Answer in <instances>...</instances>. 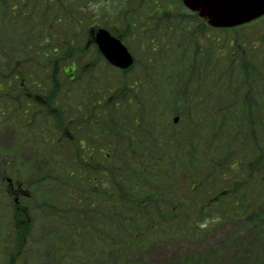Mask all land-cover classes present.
<instances>
[{"label": "trees", "instance_id": "16d2710c", "mask_svg": "<svg viewBox=\"0 0 264 264\" xmlns=\"http://www.w3.org/2000/svg\"><path fill=\"white\" fill-rule=\"evenodd\" d=\"M19 2H7L8 45H0V84L7 88V100L2 95L0 104L12 112L8 122L19 139L20 119L28 113L30 122L38 126L31 129L30 122L25 123L27 137L33 136L30 140L36 143L37 152L34 161L27 163L24 181L30 192L22 195L20 205L3 182L6 175H14L16 159L10 154L0 159V201L4 203L0 212L4 209L10 213L8 232L4 236L0 233V264H27L25 252L34 245L33 232L45 220L50 230L40 247L45 246L44 251L57 264H89L93 260L100 264H140L129 254L161 238L198 236L215 213L220 221H240V231L263 232L264 95L259 94L264 92V65L253 61L260 46L256 42L260 30L254 41L218 40L214 88L209 77L212 46L208 44L204 50L201 37L195 35L190 45L185 33V44L180 45L177 37L169 52L160 56L169 59V67L173 63L179 66V80L185 90L192 91L186 98L185 90L176 92L177 104L189 108L187 100L197 101L200 108L206 107V122L212 124L215 99L214 139L196 143V129L201 131L205 124L191 119L178 132L168 130L163 141L153 136L136 114L125 124H114L118 117L125 119L122 113H130L123 107L124 90L104 105L105 133L100 135L104 142H110H105L108 153L102 155L100 150L88 149L67 137L60 108L50 105L46 111L39 109L34 98L23 101V90L18 86L20 58L28 71L38 69L48 77L47 85L50 80L54 84L52 91L48 89L49 102L59 88L55 84L56 68L48 71L49 64L43 63L53 53L51 49L38 50L35 60H27L29 53L20 51V45L27 44L30 32L35 31L33 21L41 14L34 4L25 15L17 14L21 11ZM173 30L180 29L174 25ZM185 47L188 52L182 50ZM262 52L264 62V47ZM6 60L8 65L3 64ZM156 76L154 72L152 77ZM200 77H207L209 82L202 84ZM172 82L176 91L182 89L176 78ZM3 92L0 85V94ZM89 114L93 115L87 117L84 128L93 142L95 130L90 131L89 125L93 119L96 128L101 121L96 108ZM47 120L52 121L50 126H45ZM17 148L20 141L10 152H17ZM211 195L217 196L213 200L220 209L211 210L208 199L201 205L196 203L200 196Z\"/></svg>", "mask_w": 264, "mask_h": 264}, {"label": "rangeland", "instance_id": "374dc122", "mask_svg": "<svg viewBox=\"0 0 264 264\" xmlns=\"http://www.w3.org/2000/svg\"><path fill=\"white\" fill-rule=\"evenodd\" d=\"M52 1L53 0H50L49 5H52ZM93 5H98L100 7L102 15L93 17L92 13H97ZM167 5L170 7L168 12L175 13L178 12L177 10H180L178 0H99L94 1L92 6H89L90 11L84 15L80 27L77 28L79 32L83 31L86 33L88 27L92 25H98L104 28L108 25L109 27L107 29H114L112 31H116L115 33L121 36L123 42L134 55L135 64L127 73H120L119 70L101 61L94 50L87 53L76 52L78 66L75 74L79 72V65H85L84 71L88 74L78 75L81 84L76 83L75 85V81L70 82L66 80V75L61 70L58 75L60 81L59 94H54L55 99L57 98L56 96H61L62 98L61 104L56 103L55 106L61 109L60 113L63 124L66 125L65 127L69 130V132H67V137L74 139L75 142L82 141L88 149L107 152V149L104 148L106 146L105 142L109 143L110 141H102L103 139H101L100 135L101 132H104L103 125L106 124L103 110L101 123L96 128H93V130H95L92 134V136L95 137L93 142H90L88 135L84 132L82 124L79 123L78 120L82 112L88 110L87 107L95 103V98L99 97L101 102L104 103L103 101H106L108 97L120 94L123 90L128 89V86H134L135 88L132 91H126V95L122 96V103L123 107L130 113H122L125 119L122 120V118L118 117L117 120L115 119L114 124H125L136 114L139 116L140 120L147 119L149 126L155 131L154 136L160 138L164 136L165 132L164 127L166 123L163 121L165 117L169 124L173 123L172 117L178 115L180 120L175 127H182L186 111L183 109L184 107L181 103L177 104L175 101V93H180V91L185 90L178 77L180 72L179 66L173 63V66L169 67L171 63L167 65L162 57L161 60H159L160 63L158 62L157 67L154 68L151 62L153 60H158V57L162 54L161 49L159 51H157V49L153 50L152 48L151 51L148 49L149 44L153 45L157 43L162 35L165 36V43L170 42V25L176 23V19H173L170 13L167 12L166 15L164 14V19L161 20L164 29L159 28L158 31L151 32L146 25L148 24L152 10H155V8L166 10ZM112 13L114 14L111 15ZM187 20H192L194 22L198 19L194 16H190L186 21ZM187 22L191 23V21ZM202 30L208 32L207 28H202ZM259 30L260 36L256 42L259 43L260 46L258 50L254 52V54H256L253 61L262 66L264 65L261 58L263 56L262 50L264 47V17L251 25L237 28L234 31L213 30L208 32V34H211V36L216 39L219 37L218 40H223V42L226 38H232L234 36L236 40L245 39L246 42H249L251 39L254 41V36ZM5 32L0 24V37L3 38ZM65 35V33H60L58 36L63 40ZM70 36H81L83 38L82 34H78V32L75 34L69 30L68 37ZM58 41L60 40L58 39ZM168 52V48L163 49L164 54ZM147 55H149V60H147ZM69 59H74V57L71 55ZM166 59L169 61L168 58ZM148 62L152 70L160 71L155 78H151L152 81L146 72L149 65ZM66 64H68V62L61 64V66L64 67ZM23 72V77L29 78L28 72L30 71L23 70ZM80 72L82 71L80 70ZM30 73L34 79H37L40 83L42 82V84L47 81L46 77L38 70H36L35 73ZM206 75L207 74H205V76ZM209 77L212 81V87H214L216 84L215 78L212 75H209ZM175 78L182 87L179 91L175 89L177 88L176 83L172 82ZM206 78L200 77L199 82L202 84L206 81L209 82ZM19 83L20 82H18V84ZM80 85L82 86L81 90L79 89ZM48 86L50 87V85ZM31 89L32 88H30V90ZM46 90L47 89L44 88L42 93H45ZM191 92V90H187L186 88L184 94L185 98L186 94ZM195 94L200 93L197 92ZM259 95L263 96L264 92H261ZM80 98H82L83 101H80ZM201 102L207 103L208 100L205 99L203 101L201 99ZM78 104L80 105V109L75 108ZM261 105L264 106V102H262ZM3 110L5 119L1 118L0 115V153L10 154L13 160L16 159L17 164L14 167V169H16L15 172L13 171L14 175L11 177V182L14 184L11 187V192L12 196L16 195L20 200V193L22 190L26 189L30 192V188L29 186L27 187L25 183L20 187L21 190L20 188L18 190L15 183L17 181L20 183L21 181L24 182V177L28 176L27 163L34 161L37 147L36 143L30 140L33 139V136L27 137L29 132L27 126L24 128L20 126V132L18 131L20 139L17 137V131L11 128L8 122L12 112L9 113L8 109ZM204 110L207 115L206 107H204ZM190 111L191 117L196 123L203 121L202 117L204 114H202V110L199 106L196 107L193 103ZM27 118L28 120L30 119L29 116ZM168 124L166 125L170 126ZM29 125H31V129H38V126L35 124L33 125V122H30ZM214 127L213 124L209 125L206 123L204 131L201 134L202 138L206 141L210 140V135L213 134ZM39 129H42V126H40ZM194 140L196 143L202 142L198 140L197 136ZM17 141H20V148H17V152H15V149L13 152H10ZM201 145L202 144H200V146ZM200 149L201 147L199 150ZM4 183L7 184L6 180H4ZM3 207L4 203L0 201V208ZM9 217V211L2 209L0 212V233L2 236L8 232L10 226ZM241 227L242 223H240V221L231 219L220 221V216L215 213L212 218L208 220V226L205 228L204 233L191 238L186 236L161 238L153 241L150 246L142 251L130 253L128 257H134L140 264H264V230L262 233L257 234L251 230L240 231ZM49 230L50 228L46 220L40 221L39 224L36 225L35 233L33 232L32 236L34 245L25 252L27 264H57L53 257L50 256L47 251H44L45 246L44 249L40 247V242L44 240ZM46 250H49V247ZM19 263L20 262H18V264ZM119 263H121V261ZM89 264L100 263L99 260H93Z\"/></svg>", "mask_w": 264, "mask_h": 264}, {"label": "water", "instance_id": "95a60500", "mask_svg": "<svg viewBox=\"0 0 264 264\" xmlns=\"http://www.w3.org/2000/svg\"><path fill=\"white\" fill-rule=\"evenodd\" d=\"M191 10L208 19L213 26H233L264 13V0H182ZM96 42L104 57L113 65L126 68L132 63L127 48L107 30L100 29ZM177 118H174L176 121Z\"/></svg>", "mask_w": 264, "mask_h": 264}, {"label": "flooded vegetation", "instance_id": "af4514ba", "mask_svg": "<svg viewBox=\"0 0 264 264\" xmlns=\"http://www.w3.org/2000/svg\"><path fill=\"white\" fill-rule=\"evenodd\" d=\"M94 1H99V0H54V3L57 4L60 8L65 9V13H68L69 16H74L75 14L84 13L88 12V7L92 5L91 3ZM98 5H95L97 7ZM96 10V9H95ZM112 13L111 15H113ZM152 23L153 27H156L157 20L155 21H149ZM97 26L92 27V33L88 34L86 42L83 44V48L89 49V48H95V43H94V38H95V30Z\"/></svg>", "mask_w": 264, "mask_h": 264}]
</instances>
